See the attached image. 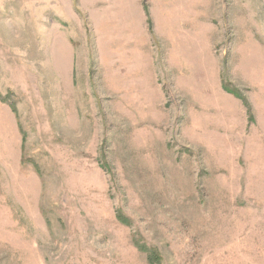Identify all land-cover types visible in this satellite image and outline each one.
Listing matches in <instances>:
<instances>
[{"label":"rangeland","instance_id":"rangeland-1","mask_svg":"<svg viewBox=\"0 0 264 264\" xmlns=\"http://www.w3.org/2000/svg\"><path fill=\"white\" fill-rule=\"evenodd\" d=\"M134 241L264 264V0H0V264Z\"/></svg>","mask_w":264,"mask_h":264},{"label":"trees","instance_id":"trees-1","mask_svg":"<svg viewBox=\"0 0 264 264\" xmlns=\"http://www.w3.org/2000/svg\"><path fill=\"white\" fill-rule=\"evenodd\" d=\"M145 12L147 13V11L145 10ZM224 90L231 94L233 97L238 98L239 100H242L243 98L241 96H239L236 92L228 90L226 88H224ZM245 106H247L245 104ZM11 111L14 113V109L11 107L10 108ZM251 118V117H250ZM103 167V166H102ZM116 220L121 224V225H125L127 226L129 224V220L127 218H124L123 216H121L120 214H118V216L116 217ZM134 247L139 251L142 252L143 254H145V258L146 261L148 262V264H160V258L159 255L154 251L151 250L149 247H147L145 244H140L136 241H134Z\"/></svg>","mask_w":264,"mask_h":264}]
</instances>
